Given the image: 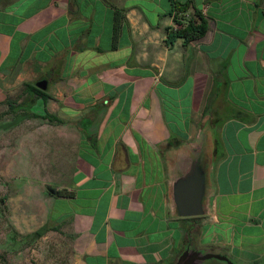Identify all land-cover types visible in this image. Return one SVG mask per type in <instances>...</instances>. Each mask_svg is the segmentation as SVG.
Returning a JSON list of instances; mask_svg holds the SVG:
<instances>
[{
	"label": "crops",
	"instance_id": "crops-1",
	"mask_svg": "<svg viewBox=\"0 0 264 264\" xmlns=\"http://www.w3.org/2000/svg\"><path fill=\"white\" fill-rule=\"evenodd\" d=\"M177 1L208 20L202 39L167 42L172 0H0V105L21 110L7 131L56 186L59 264H174L187 248L264 264V0ZM195 159L206 212L183 217L174 184Z\"/></svg>",
	"mask_w": 264,
	"mask_h": 264
},
{
	"label": "rangeland",
	"instance_id": "rangeland-1",
	"mask_svg": "<svg viewBox=\"0 0 264 264\" xmlns=\"http://www.w3.org/2000/svg\"><path fill=\"white\" fill-rule=\"evenodd\" d=\"M16 108L5 110L0 105V252L7 254L9 264H51L46 262L49 259L59 264L67 253L61 244H68L60 229L37 239L26 237L46 224L58 227L47 215L52 196L48 187L56 186L38 184L43 178L41 171L30 167L31 159L27 161L20 147V134L7 131L9 126L19 124L22 112ZM42 156L40 151L32 153L34 165L43 161ZM204 262L214 264L217 259Z\"/></svg>",
	"mask_w": 264,
	"mask_h": 264
},
{
	"label": "water",
	"instance_id": "water-1",
	"mask_svg": "<svg viewBox=\"0 0 264 264\" xmlns=\"http://www.w3.org/2000/svg\"><path fill=\"white\" fill-rule=\"evenodd\" d=\"M40 88H46V82L38 83ZM207 168L200 159L192 162L190 169L174 184V199L176 203L177 214L183 217H193L203 215L205 210V199L207 195ZM50 192L55 193V189L48 188ZM211 258H217L228 261L224 255L215 253H205L185 249L174 264H202L203 261Z\"/></svg>",
	"mask_w": 264,
	"mask_h": 264
},
{
	"label": "trees",
	"instance_id": "trees-1",
	"mask_svg": "<svg viewBox=\"0 0 264 264\" xmlns=\"http://www.w3.org/2000/svg\"><path fill=\"white\" fill-rule=\"evenodd\" d=\"M173 8L171 13H175V22L178 24V27L175 29H168V37L167 42L173 43L178 37L184 38L185 44L189 43L190 41H195L202 39L208 29L209 24L208 20L205 16H203L200 12L198 13V19L194 17H189L186 15V12L189 9L188 4H182L178 2L177 0H172ZM35 91L43 93L42 90L34 87ZM46 118H48L50 121H61L59 118H57L55 115H52L50 113H46ZM59 195L62 196H69L71 193H69L67 190H62L58 192ZM58 227L55 226H49L48 224L42 226L41 228L37 229L36 231L32 233H28L26 237L28 238H40L45 235L46 232L50 230H58ZM0 264H9L8 257L6 253L0 252Z\"/></svg>",
	"mask_w": 264,
	"mask_h": 264
}]
</instances>
